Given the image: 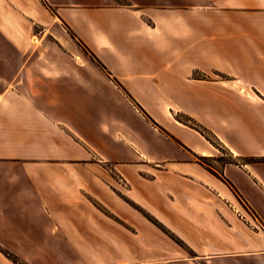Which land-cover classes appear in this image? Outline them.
<instances>
[{"label": "crops", "instance_id": "crops-1", "mask_svg": "<svg viewBox=\"0 0 264 264\" xmlns=\"http://www.w3.org/2000/svg\"><path fill=\"white\" fill-rule=\"evenodd\" d=\"M262 1L0 0V264H264V162L245 161L264 160V105L195 78L193 58L199 16ZM238 32L223 62H247ZM137 95L179 97L169 112L236 163L202 162L223 157Z\"/></svg>", "mask_w": 264, "mask_h": 264}, {"label": "rangeland", "instance_id": "rangeland-1", "mask_svg": "<svg viewBox=\"0 0 264 264\" xmlns=\"http://www.w3.org/2000/svg\"><path fill=\"white\" fill-rule=\"evenodd\" d=\"M263 2L264 0L262 3ZM254 3L260 5L257 2ZM233 5L237 7L218 8L215 9L214 13L211 15L203 17L199 16L196 24L199 32V51L198 55H193V58L199 60L200 67L196 70L194 77L203 81L222 82L224 83L223 85L231 89L233 87H244L247 92V96L243 98L245 102L264 105V63L253 62L255 58L263 59L264 57V8L258 6V11L263 13L255 14L254 10L239 8V3ZM261 6H264V3ZM206 26L210 27L209 29L213 28V32L210 35H207L206 33ZM243 26L248 30L246 33L247 37L244 39L245 42H243V46L245 47L243 50L247 62H223L222 56L224 46L222 41L224 38H235V36L240 34L238 31L241 30ZM228 40L229 39H227V41ZM216 96V99L213 101L209 99L210 97L207 98L201 95H199V97H193V99L198 98L197 100H194V102L198 107H201L211 101L214 102L215 100H220ZM251 96H254L256 100H252ZM178 98L179 97L166 95L134 96L137 104H139L144 111L158 122H161L165 116H173L174 119L186 123L191 128L193 127L192 129L194 130L201 129L204 131V129H206L214 146L219 149V155L223 157L217 162L206 160L205 163L207 165L220 169L223 164L222 162L234 161V157L231 156L226 149L221 147L217 138L211 135V132L203 124L197 120L189 118V116L181 115L178 112L176 114V109L171 110V113L169 112L170 106L173 107L176 102L175 100ZM226 99L227 98L224 97V100ZM189 101L191 102V100ZM225 126H230V123H226ZM113 176L119 180L117 177L118 174L115 172L113 173ZM231 183L238 190V186L233 182ZM123 198L128 200L124 196ZM253 223L256 224L254 220ZM24 242L29 243V241ZM10 258H12L16 264H22L18 262L19 260L15 257L10 256ZM30 258L33 264H63L64 257L34 256ZM71 259L73 260V257H71Z\"/></svg>", "mask_w": 264, "mask_h": 264}, {"label": "trees", "instance_id": "trees-1", "mask_svg": "<svg viewBox=\"0 0 264 264\" xmlns=\"http://www.w3.org/2000/svg\"><path fill=\"white\" fill-rule=\"evenodd\" d=\"M119 2H122V0H118ZM82 46V48H83V50H84V52L87 54V55H89L91 58H92V60L93 61H95V62H97L99 65L101 64L100 63V61L97 59V57L85 46V45H81ZM102 65V64H101ZM128 98L131 100V102L132 103H134L137 107H138V109L146 116V117H148L150 120H152L151 119V117L137 104V102L135 101V99L133 98V97H131V96H128ZM193 128V127H192ZM196 130H198L209 142H211L213 145H214V143L211 141V138L209 137V135L207 134V130L206 129H204V131L203 130H199V129H196ZM211 135H213L212 133H210ZM214 136V135H213ZM215 137V136H214ZM216 138V137H215ZM201 161L202 162H204L205 163V159H201ZM245 161L247 162V163H257V162H264V160L263 159H257V158H246L245 159ZM224 163H228V164H234V163H236L235 161H224ZM222 180H224L226 183H228V185L230 186V188L235 192V194H236V196H238L239 197V195H238V192L236 191V189H235V187L232 185V183L229 181V180H227L226 178H224V179H222ZM152 221H153V219L152 218H150ZM158 227H160L163 231H165L164 230V228L161 226V225H159L158 223H156L155 221H153ZM7 256H9V255H7Z\"/></svg>", "mask_w": 264, "mask_h": 264}]
</instances>
